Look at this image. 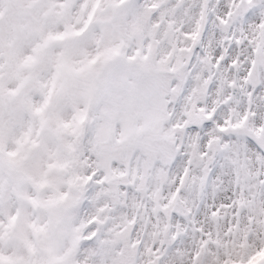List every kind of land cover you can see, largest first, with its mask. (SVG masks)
<instances>
[{"label":"snow or ice","instance_id":"snow-or-ice-1","mask_svg":"<svg viewBox=\"0 0 264 264\" xmlns=\"http://www.w3.org/2000/svg\"><path fill=\"white\" fill-rule=\"evenodd\" d=\"M0 264H264V0H0Z\"/></svg>","mask_w":264,"mask_h":264}]
</instances>
